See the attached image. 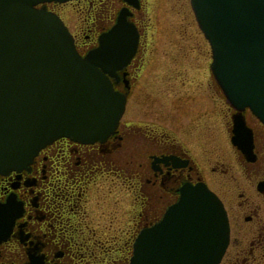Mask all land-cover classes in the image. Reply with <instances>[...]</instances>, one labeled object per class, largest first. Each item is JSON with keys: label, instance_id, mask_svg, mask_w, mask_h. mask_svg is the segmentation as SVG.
I'll return each instance as SVG.
<instances>
[{"label": "flooded vegetation", "instance_id": "1", "mask_svg": "<svg viewBox=\"0 0 264 264\" xmlns=\"http://www.w3.org/2000/svg\"><path fill=\"white\" fill-rule=\"evenodd\" d=\"M75 1L81 3L82 12L93 8L92 16L85 18L74 33L80 51L96 44L122 9L126 19L136 27L135 52L114 81L115 87L126 93V112L127 92L150 54L146 2ZM46 5L58 13L57 2ZM210 62L207 96L222 99L228 118L222 117L216 131L214 124L208 122L214 105L208 109L207 105L212 103L207 101L205 111L198 113L201 117L197 116L203 118L201 125L187 132L195 135L198 145L181 133L184 126L188 129L196 125L184 119L180 110L176 121L171 115L168 121L163 118L165 124L179 129L177 138L161 129L145 128L131 119L123 128L118 125L103 141L81 143L58 137L41 148L24 169L0 173V210L8 198L16 206L9 234L0 239V264H130L139 231L158 221L167 206L177 199L182 185L199 181L221 199L228 217L229 241L218 264H264V123L248 108L237 109L225 99L210 70ZM149 77L146 74L141 89L133 93V102L138 106L142 101H150L148 82L143 88ZM102 168L116 176L125 171L129 192L137 199L135 214L130 218L133 230L117 238L119 241L114 243L117 246L108 258L96 255V248L91 245L99 240L86 234L87 223L76 226L80 219L85 221V203L80 201L82 191L91 189L94 182L80 186L75 181L86 177L91 182ZM70 210L79 214L71 216ZM2 229H6L5 218L0 221Z\"/></svg>", "mask_w": 264, "mask_h": 264}, {"label": "water", "instance_id": "2", "mask_svg": "<svg viewBox=\"0 0 264 264\" xmlns=\"http://www.w3.org/2000/svg\"><path fill=\"white\" fill-rule=\"evenodd\" d=\"M41 1L0 0V168L24 165L59 135L104 139L124 109V94L113 90L105 72L113 76L133 53V26L118 22L111 47L80 57L61 20L34 7ZM191 3L228 99L250 106L264 122V0ZM150 234L156 237L150 256L146 231L137 238L132 264H215L228 225L219 199L199 183L181 189Z\"/></svg>", "mask_w": 264, "mask_h": 264}, {"label": "rangeland", "instance_id": "3", "mask_svg": "<svg viewBox=\"0 0 264 264\" xmlns=\"http://www.w3.org/2000/svg\"><path fill=\"white\" fill-rule=\"evenodd\" d=\"M143 2H146L145 7L149 17L147 39L150 54L137 78L132 80V87L127 92L128 109L118 125L123 128L127 124L126 122L132 119L145 128L161 129L177 138L176 132L179 129L173 128L172 125L169 126L163 121V118L168 121L170 114L159 118V115L153 114L156 111V104L150 106L149 103L142 101L141 106H138L133 102V93L136 89H141L143 81L145 82V80H141L147 74L150 77L147 78L148 81L143 87L145 88L148 82L149 95L147 99L160 102L157 108L169 106L170 101L177 104L176 107L173 106L170 109L171 112L175 110L180 112L181 110L183 118L190 119V122H195L193 126L196 125L188 127V129L187 126H184L181 133L198 145L195 135L193 134L192 137V134H187V132L195 131L201 125L203 118L200 119L197 116H199L198 113L205 111L207 101L212 103V106L207 105L208 109L214 105V109L209 113L211 119L207 120L209 124H214L216 131L221 126L219 121L223 119L222 117L228 118L227 109L222 99L217 95L215 97L207 96L206 88L209 92L208 83L211 81L208 71L209 46L202 34L199 33L188 0H143ZM80 5L77 2L64 3L58 8L72 31H77L86 17V14L80 10ZM108 172L107 169L102 168L94 174L91 182L86 181V177L75 181V184L80 186L90 185L96 180L97 183L102 184L96 190L93 189L92 184L88 191L84 192L83 189L80 201L85 203V221L80 219L76 222V226H84L83 222L87 223L89 230L86 231V234L100 241L91 246L96 248V255L102 254L104 258H108L113 253V248L117 246H114V243L119 241V237L127 236L133 230L134 225L130 226L132 224L130 218L135 214L133 207L137 208V199L135 195H131L130 187L127 186L129 184L125 182L129 180L127 173L124 171V174L116 176L115 173L114 175ZM108 176L114 177V181L109 182ZM95 192L98 193V196ZM95 195L101 202L100 206L102 205V207L98 203H95V207L92 205L97 210V215H94L95 211H91V214L89 212V203L91 204ZM102 203H107L108 209L105 210ZM74 207L76 208V206ZM100 211L102 214L99 213ZM68 214L75 216L79 212L70 210ZM79 217L81 216L79 215ZM103 248L105 250H102Z\"/></svg>", "mask_w": 264, "mask_h": 264}, {"label": "bare ground", "instance_id": "4", "mask_svg": "<svg viewBox=\"0 0 264 264\" xmlns=\"http://www.w3.org/2000/svg\"><path fill=\"white\" fill-rule=\"evenodd\" d=\"M148 103L150 104V106H153L154 104H156V111L154 112V114L155 115H162V116H167V115H171V117L176 121V120H178V116L176 115V113L178 112V110H175V111H173V112H175V113H170L169 111H171L170 109L173 107V105H169V106H166V107H163V108H157L158 106H159V103L160 102H158V101H153V100H150V101H148ZM125 105H126V102H125ZM106 174V173H105ZM109 174H110V172H109ZM107 179H108V181L109 182H111V181H114V177H107ZM102 184H99V183H97V180L94 182V184H93V189L94 190H96V188H99L100 186H101ZM92 189V190H93ZM99 191V190H98ZM96 193V192H95ZM97 194V196H98V193H96ZM97 196L95 195V197L92 199V202H91V204L89 203V206H90V210H89V212H90V214H91V211H95V214L94 215H97L98 214V212H97V210L94 208L95 206V203H98V205L100 206V204H101V202L99 201V199L97 198ZM103 204V207H104V209L106 210V209H108V204L107 203H102ZM94 207H93V206ZM100 207H102V205L100 206ZM99 213H101L102 214V212L100 211ZM121 219H124V218H121ZM118 221H119V219H118Z\"/></svg>", "mask_w": 264, "mask_h": 264}, {"label": "trees", "instance_id": "5", "mask_svg": "<svg viewBox=\"0 0 264 264\" xmlns=\"http://www.w3.org/2000/svg\"><path fill=\"white\" fill-rule=\"evenodd\" d=\"M92 13H93V8H91L89 11L84 12V14H86V17H91ZM86 33L90 34L91 32L88 31Z\"/></svg>", "mask_w": 264, "mask_h": 264}]
</instances>
